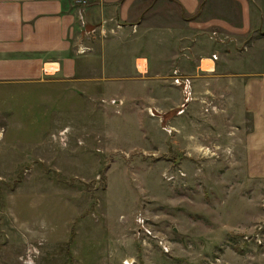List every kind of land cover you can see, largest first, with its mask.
I'll list each match as a JSON object with an SVG mask.
<instances>
[{
	"label": "rangeland",
	"instance_id": "rangeland-1",
	"mask_svg": "<svg viewBox=\"0 0 264 264\" xmlns=\"http://www.w3.org/2000/svg\"><path fill=\"white\" fill-rule=\"evenodd\" d=\"M197 1L187 17L172 0H139L122 29L96 25L89 44L124 42L103 85L0 99V264H264L250 124L215 96L210 62L196 69L220 38L232 59L241 47L210 21L241 28L248 16L237 38L250 44L264 0Z\"/></svg>",
	"mask_w": 264,
	"mask_h": 264
},
{
	"label": "crops",
	"instance_id": "crops-1",
	"mask_svg": "<svg viewBox=\"0 0 264 264\" xmlns=\"http://www.w3.org/2000/svg\"><path fill=\"white\" fill-rule=\"evenodd\" d=\"M137 1L0 0V99L19 91L53 92L64 86L87 90L96 83L103 85L105 69L110 63L114 65L120 61L118 53L122 52L124 42L105 44L104 41H98L89 44V34L93 36L98 32L100 26L96 25L110 21L118 22L117 30L122 29L119 21L129 20L131 9ZM172 1L183 16H195L198 12L197 0ZM191 19L193 17L188 18ZM243 20L241 28L232 27L226 20L218 18L210 21V28L228 32L235 37L232 39L235 44L241 47L233 50L239 53L232 59L225 40L220 38L215 41L219 50L216 49L210 55L205 54L207 58L199 61L196 69L199 67L202 70L203 61L210 62V69L204 72H208L214 80L215 96L223 92L225 99L230 101L231 110L239 112L242 122L244 120L250 124V130L246 131L242 139L244 159L250 165L252 178L262 179L264 49L261 47L264 45V21L262 19L260 32L255 39L250 44L242 45L238 43L237 37H243L252 27L248 16H244ZM192 25L193 28H201L200 25ZM93 37L97 39L96 35ZM109 52L114 56L109 55ZM93 61L100 66V73L90 79L85 73L87 64L90 66ZM138 61H144L146 70L148 59L134 57L132 62H135V67ZM214 89L211 88L210 94Z\"/></svg>",
	"mask_w": 264,
	"mask_h": 264
},
{
	"label": "built area",
	"instance_id": "built-area-1",
	"mask_svg": "<svg viewBox=\"0 0 264 264\" xmlns=\"http://www.w3.org/2000/svg\"><path fill=\"white\" fill-rule=\"evenodd\" d=\"M175 83H176V84H180V82H179V81H177V80H176V82H175Z\"/></svg>",
	"mask_w": 264,
	"mask_h": 264
},
{
	"label": "bare ground",
	"instance_id": "bare-ground-1",
	"mask_svg": "<svg viewBox=\"0 0 264 264\" xmlns=\"http://www.w3.org/2000/svg\"><path fill=\"white\" fill-rule=\"evenodd\" d=\"M204 69V68H203ZM205 70V69H204Z\"/></svg>",
	"mask_w": 264,
	"mask_h": 264
}]
</instances>
